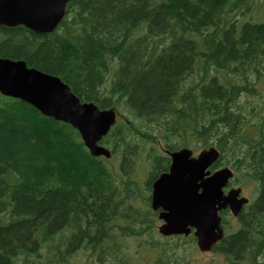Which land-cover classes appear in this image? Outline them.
<instances>
[{
	"label": "trees",
	"instance_id": "trees-1",
	"mask_svg": "<svg viewBox=\"0 0 264 264\" xmlns=\"http://www.w3.org/2000/svg\"><path fill=\"white\" fill-rule=\"evenodd\" d=\"M259 1L72 0L50 33L0 25V57L59 76L81 101L123 103L142 120L113 127L103 142L121 148L124 168L135 155L128 134L141 137L152 165L148 187L169 161L156 139L168 148L214 144L241 177L257 182L238 228L214 247L226 264H259V256L264 264ZM114 177L69 125L0 94V264H74L73 252L90 247L114 255L103 224L124 192Z\"/></svg>",
	"mask_w": 264,
	"mask_h": 264
},
{
	"label": "water",
	"instance_id": "water-1",
	"mask_svg": "<svg viewBox=\"0 0 264 264\" xmlns=\"http://www.w3.org/2000/svg\"><path fill=\"white\" fill-rule=\"evenodd\" d=\"M71 0H0V25H22L35 33L51 32L63 18ZM0 93L18 98L42 115L62 121L78 130L84 145L93 156H110L97 145L115 122L112 109L99 110L93 103H81L58 77L27 67L22 60L0 58ZM169 170L160 174L152 184L151 207L162 209L159 218L164 224L160 233L189 234L194 228L197 245L202 252L222 238L217 211L229 206L237 215L245 198H237L240 189L226 194L222 187L232 175L222 168L209 175L205 171L217 158L218 151L210 147L197 158L183 148L170 153Z\"/></svg>",
	"mask_w": 264,
	"mask_h": 264
},
{
	"label": "rangeland",
	"instance_id": "rangeland-1",
	"mask_svg": "<svg viewBox=\"0 0 264 264\" xmlns=\"http://www.w3.org/2000/svg\"><path fill=\"white\" fill-rule=\"evenodd\" d=\"M260 3L263 2V0L259 1ZM262 9H264V7H262ZM128 117L130 120L134 121L135 124H139L141 123V120H139L138 118H134L133 116L130 115V113L128 112H122V118H126ZM142 130H146L147 126L144 124H142ZM156 134L157 135V130L154 129L152 132V135ZM128 138L131 142V144L134 146V151H135V155H132L130 157L129 160V164L124 165V168H126L128 166V168L124 169L122 168V164L121 163V157L118 154V152H115L114 154H112L111 158L104 160V162L106 163V165L112 170L115 178L120 182V179L123 178L124 180H128L129 185H127L126 187H128V197H129V201L134 203L137 207H139L142 212L144 211V213L147 211V206H146V199L147 196L150 195V190L147 188V177L151 168V160L149 158V155L144 153H140V151H142V147H141V143L143 141V139L141 137H139L138 135H133L132 133L128 134ZM161 140V139H158ZM146 143V146L150 147V143ZM162 143H164L162 141ZM110 148L112 149V144H109ZM188 147H190L193 150L194 154H197L203 147L202 144H199L198 142L191 140L189 142ZM109 148V149H110ZM161 148H164V146H161ZM160 148L159 145L156 144V151L159 153H164L163 150ZM110 149V150H111ZM223 162H226L225 164L230 165V162H227L226 159L223 160ZM121 166V167H120ZM241 176H239L240 181L245 182L244 186L242 187V193L243 195L247 196L249 198V200H252L256 194L257 191V186L254 180H241ZM123 186V185H122ZM135 186L137 187V189H135V191H131V189L135 188ZM127 191H124L125 194L127 193ZM124 205V204H123ZM121 218V219H120ZM117 219L116 224H113V233L114 236L117 238V240L120 241L121 247L119 252H118V256L119 254H123V256L125 257V259L127 260V262L129 264H136V262L138 261V256L137 254H142V253H147L149 252L148 250V246H146V244L141 243L143 240L140 239V237L143 236H148L147 233H143L142 236L140 237H135V236H128V235H122L120 233V228L121 226H124L127 222L126 220H128V218L126 216L120 217ZM152 218L154 219V216H152ZM228 225H232L234 228L237 227V221L231 217V215H228ZM120 220V221H118ZM130 223L129 225L132 228L138 229L139 225L137 224V222L135 221H131V218H129ZM157 218L155 217V224H153V228H152V236L155 238H159L160 239V235L157 232V225L159 224L157 221ZM132 222V223H131ZM137 231V230H134ZM170 242V243H167ZM147 243V242H145ZM161 243H167V245H171L174 246L172 253L176 254L177 252L182 254L183 257H185V261L187 262V264H212L213 262L215 264H224V257L221 254H217L214 252H210L209 254H201L197 251L196 247H195V243L192 244L188 239L187 240H181V239H177V240H170V241H166V240H161ZM89 255L91 256V260L89 261ZM155 255V254H154ZM149 257H153V249H151L150 253H149ZM94 255L84 251V250H79L75 255L74 258L72 260H74V264H76V262L78 264H89V263H97V260L95 259L94 261ZM35 259L37 260V258L35 257ZM40 261H45L44 258V254L42 253V255L39 257ZM141 261L143 262L142 264H147L149 261L142 259ZM113 264H116L115 262ZM168 264H172L170 262H168ZM185 264V263H184Z\"/></svg>",
	"mask_w": 264,
	"mask_h": 264
}]
</instances>
